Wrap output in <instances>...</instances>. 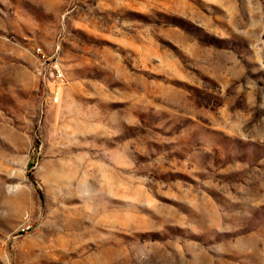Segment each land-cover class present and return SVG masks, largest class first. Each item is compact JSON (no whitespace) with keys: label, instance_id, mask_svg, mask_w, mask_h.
Here are the masks:
<instances>
[{"label":"rangeland","instance_id":"obj_1","mask_svg":"<svg viewBox=\"0 0 264 264\" xmlns=\"http://www.w3.org/2000/svg\"><path fill=\"white\" fill-rule=\"evenodd\" d=\"M0 264H264V0H0Z\"/></svg>","mask_w":264,"mask_h":264},{"label":"built area","instance_id":"obj_2","mask_svg":"<svg viewBox=\"0 0 264 264\" xmlns=\"http://www.w3.org/2000/svg\"><path fill=\"white\" fill-rule=\"evenodd\" d=\"M35 52L46 63L48 73L53 80L48 90L49 101L51 104H58L59 89L65 80L61 60L58 55V47H56L52 55H46L40 47H36Z\"/></svg>","mask_w":264,"mask_h":264}]
</instances>
